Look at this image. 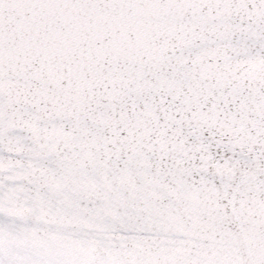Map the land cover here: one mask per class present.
<instances>
[{
  "label": "snow or ice",
  "instance_id": "1",
  "mask_svg": "<svg viewBox=\"0 0 264 264\" xmlns=\"http://www.w3.org/2000/svg\"><path fill=\"white\" fill-rule=\"evenodd\" d=\"M0 264H264V0H0Z\"/></svg>",
  "mask_w": 264,
  "mask_h": 264
}]
</instances>
